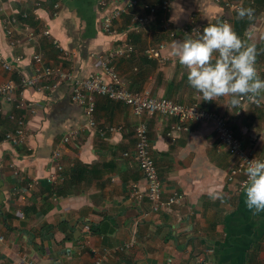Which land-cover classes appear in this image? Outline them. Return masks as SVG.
<instances>
[{
    "label": "crops",
    "instance_id": "0c3cea01",
    "mask_svg": "<svg viewBox=\"0 0 264 264\" xmlns=\"http://www.w3.org/2000/svg\"><path fill=\"white\" fill-rule=\"evenodd\" d=\"M106 1L109 6L103 10L101 0H44L40 7L38 0H0L2 56L31 75L32 57L40 54L43 65L71 69L82 78L96 71L95 55L127 40L136 51L118 60L115 68L132 91L149 90L176 104H195L218 114L244 151L264 160V94L251 101L245 97L239 107L230 104V97L205 101L188 84L187 69L170 55L173 41L186 38L181 30L191 16L201 32L209 23H220L223 15L233 29L236 21L249 19H240L238 13L228 12L213 0H175L169 13L159 10L154 21L135 31L127 30L131 15L146 11L141 7L131 10L114 22L116 36H108L100 30L102 14L127 0ZM140 1L156 7L161 2ZM254 2L253 7L243 6L255 9V14L241 37L248 32L249 41L256 44L257 67L264 79V3ZM57 4L59 12L53 16ZM23 14L27 17L22 18ZM12 17L18 25L9 38L2 21ZM162 19L171 26L174 39L166 36ZM11 39L18 40L14 48L9 45ZM161 41L167 44L164 54L168 60L147 59L146 49ZM8 81L17 83L16 74L0 65V84ZM42 88L19 95L29 110L10 111L0 99V138L12 128L11 112L26 111L27 122V137L21 146H0V264H26L28 258L39 264H93L92 250L105 255L103 264H198L205 251H210L207 264H264V212L253 216L247 209L243 174L227 180L235 161L217 148L209 124L190 122L187 131L171 141L166 134L174 118L141 117L149 131L163 199L174 192L182 197L177 205L150 212L145 197L137 202L130 196L131 185H145L132 156L138 119L131 109L97 97V129L121 128L101 136L98 130L85 127L82 110L71 101L67 84L51 79ZM71 130L78 134L62 144ZM56 148L62 154L66 181L53 187L47 177ZM126 153L129 156L124 158ZM212 192L220 198H210ZM132 237L134 244L128 248Z\"/></svg>",
    "mask_w": 264,
    "mask_h": 264
},
{
    "label": "built area",
    "instance_id": "2783aa9c",
    "mask_svg": "<svg viewBox=\"0 0 264 264\" xmlns=\"http://www.w3.org/2000/svg\"><path fill=\"white\" fill-rule=\"evenodd\" d=\"M44 0H38L37 6L40 7ZM159 7L151 4H141L140 0H127L122 3H116V7L112 11L105 12L102 14L100 22V30L102 33L108 36H116V30L113 27L115 21H117L122 15L130 13L131 10L136 8H143L146 13L144 14H132L131 22L127 27L128 31H135L138 28H142L150 24L155 20L156 14L161 10L164 14L171 11L175 0H160ZM264 3V0H262ZM216 5H219L228 12L238 13L239 8L248 4L249 6H254V0H213ZM100 5L104 10L109 6L108 1L101 0ZM60 5L54 6L55 12L53 16L57 15ZM39 9H35L34 13H37ZM25 14L22 18H26ZM163 31L166 36L174 39V31L171 26L162 19L161 21ZM193 16L189 18L188 25L183 27L181 30V35H193L196 36L199 33L194 31H199L201 34V29L199 26L194 25ZM220 23L228 22L229 19L227 15H223L220 18ZM3 29L6 35L12 37V29L17 27L18 21L15 17L4 19L2 21ZM48 34V31L45 32ZM18 40L11 39L9 45L13 48L17 46ZM164 41H161L153 46H150L144 52V55L149 60H155L159 63L167 61L168 58L165 56L164 51H166V46ZM135 46L130 44L127 40H120L116 47L112 48L109 52L102 53L100 55H95V65L96 71L93 73L85 74L82 78L73 70H63L61 67L43 65L42 56L35 54L32 57L33 61V73L27 75L24 71L18 67H14L10 63L6 62L2 56L0 49V65L3 69L7 71H12L16 74L17 83L13 81H8L0 84V99L3 100L11 110H18L27 108L29 110V104L24 103L23 99L19 98L22 92L26 90H35L37 92L42 91V85L51 79L58 80L64 84H67L71 90V101L79 106L82 110V115L85 120V127L90 130H98L101 136L106 133H118L121 131L120 127L108 126L104 129H97L98 126L94 117L95 101L97 97H106L108 100L121 104L123 107H129L132 114L138 119L135 130V147L133 151V158L136 161L137 167L142 173L145 185L140 187L139 184H133L130 187V196L134 201H140L142 198H146L149 202L150 212H157L159 210H165L170 206L177 205L181 201V195L177 192L172 193L168 198L163 199L162 197V181L157 171L152 153L150 151V138L149 131L147 130L146 124L141 117L144 114L147 115H159L164 117V119L174 118L176 122L169 126L166 137L171 141H175L180 133L187 131L186 125L190 122L196 123H207L212 128L216 139L217 148L224 150L235 162L229 169V174L227 176L228 181H233L234 178L243 174L245 181L247 180L246 170L248 167V162L254 159L264 161L263 159L253 157L244 151L242 143L240 140L234 136L230 129H228L225 119L214 112H207L204 109L198 108L195 104L191 105H179L165 98L154 96L149 90H143L139 92L132 91L126 81L124 82L122 78L116 71L115 63L120 59H127L135 53ZM68 56V53H66ZM16 63H19L18 58H14ZM20 92V94H19ZM245 101L244 98L241 99V103ZM0 108V112H1ZM26 113V111H25ZM16 115L11 112L8 115V119L12 124V128L7 130L2 138H0V146L3 144H8L12 148H17L21 146L27 137L26 131V114ZM78 134V131L71 130L67 136L61 141L62 144H66L71 141L73 137ZM129 154H124V158L128 157ZM51 171L48 173V183L49 185L56 187L63 184L66 181V175L64 174L63 158L59 148L54 149L51 152ZM14 171L17 174L16 168ZM244 181V183H245ZM144 213L143 216H146ZM87 231L88 228L85 227ZM135 232L132 233V236ZM0 242H3V237L0 235ZM134 244L133 237L128 242V248L132 247ZM210 251H205L204 255L199 256L197 259L198 264H206V254ZM92 257L94 259L93 264H103L106 260L105 255H98L97 251H91ZM26 264H39V262L34 259H26Z\"/></svg>",
    "mask_w": 264,
    "mask_h": 264
},
{
    "label": "clouds",
    "instance_id": "9594fccd",
    "mask_svg": "<svg viewBox=\"0 0 264 264\" xmlns=\"http://www.w3.org/2000/svg\"><path fill=\"white\" fill-rule=\"evenodd\" d=\"M254 14L251 7L241 6L238 11L240 19L252 20ZM194 32L199 34L173 41L170 55L187 69L188 84L203 100L230 97V104L239 107L242 98L251 101L264 94V79L257 67L259 53L248 32L242 38L228 22L209 23L202 34ZM246 175L245 204L253 216H258L264 212V161L248 162ZM210 198L219 199V193H210Z\"/></svg>",
    "mask_w": 264,
    "mask_h": 264
},
{
    "label": "trees",
    "instance_id": "16d2710c",
    "mask_svg": "<svg viewBox=\"0 0 264 264\" xmlns=\"http://www.w3.org/2000/svg\"><path fill=\"white\" fill-rule=\"evenodd\" d=\"M249 24H250L249 20H244V21L238 20L234 24V30L241 36L242 32L249 26Z\"/></svg>",
    "mask_w": 264,
    "mask_h": 264
}]
</instances>
